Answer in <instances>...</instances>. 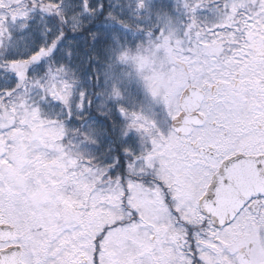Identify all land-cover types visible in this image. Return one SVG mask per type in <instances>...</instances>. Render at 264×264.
Segmentation results:
<instances>
[{"label": "snow or ice", "instance_id": "1", "mask_svg": "<svg viewBox=\"0 0 264 264\" xmlns=\"http://www.w3.org/2000/svg\"><path fill=\"white\" fill-rule=\"evenodd\" d=\"M0 264H264V0H0Z\"/></svg>", "mask_w": 264, "mask_h": 264}]
</instances>
